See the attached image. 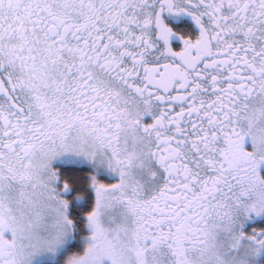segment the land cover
Listing matches in <instances>:
<instances>
[{
    "label": "snow or ice",
    "instance_id": "snow-or-ice-1",
    "mask_svg": "<svg viewBox=\"0 0 264 264\" xmlns=\"http://www.w3.org/2000/svg\"><path fill=\"white\" fill-rule=\"evenodd\" d=\"M0 264H264V0H0Z\"/></svg>",
    "mask_w": 264,
    "mask_h": 264
}]
</instances>
